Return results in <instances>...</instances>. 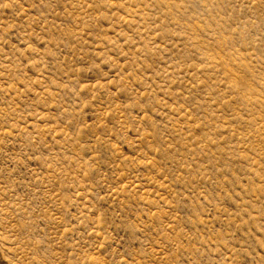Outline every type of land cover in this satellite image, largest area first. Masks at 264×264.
Here are the masks:
<instances>
[{"label":"rangeland","instance_id":"obj_1","mask_svg":"<svg viewBox=\"0 0 264 264\" xmlns=\"http://www.w3.org/2000/svg\"><path fill=\"white\" fill-rule=\"evenodd\" d=\"M0 264H264V0H0Z\"/></svg>","mask_w":264,"mask_h":264}]
</instances>
